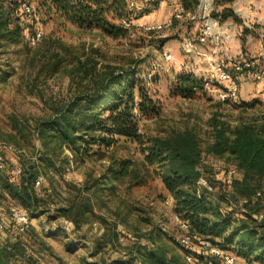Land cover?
<instances>
[{
  "label": "trees",
  "instance_id": "16d2710c",
  "mask_svg": "<svg viewBox=\"0 0 264 264\" xmlns=\"http://www.w3.org/2000/svg\"><path fill=\"white\" fill-rule=\"evenodd\" d=\"M145 1L147 3L141 6L143 9L159 7L163 2ZM219 1L220 4L233 2ZM24 2L32 4L31 13L24 10ZM129 3L130 0H0V52L19 44L27 28L31 29L43 19L49 20L53 16L81 28L99 29L109 36H126L131 27L124 25L122 20L131 17ZM184 4L195 10L199 0H184ZM234 15L232 8L228 7L222 19ZM25 16H30L32 22L27 24ZM135 19H141V14ZM178 21L173 18V24ZM37 29L41 27L37 26L30 34ZM248 31L246 29V33ZM167 39L159 40L160 49ZM85 55L86 58L76 56L77 62L71 73L82 72V78L89 79L86 85L89 91L76 94L68 103L57 108L51 117L38 121L39 145L35 153L31 154L25 148L0 138L1 144L10 143L22 150L14 153L21 162L20 174L15 172L16 167L8 168L6 165L0 168V174L6 175L3 179L0 177V205L3 212H9L7 209L13 206L9 205L6 210L3 206L7 193L16 200L17 207L36 214L46 204L45 197L38 193L45 182L40 187L36 186L39 175H44L46 181L50 171L66 170L72 160L84 162L96 154L103 158L106 156L103 149L109 151L123 137L148 143L143 149V159L112 155L109 165L101 174H90L83 183L70 185L68 196L60 200L58 215L72 221L76 228L94 222L104 224L105 230L97 242L101 249L109 242L120 244L122 234L118 232V223L109 222L96 208L108 207V200L116 198L120 190L130 192L132 188L146 184L151 175L150 167H156L154 171H159L162 177L174 215L188 225V228L183 227V237L192 240L194 249L185 246L183 237L179 242L161 231L154 234L156 236L151 242H143L141 237L134 238L127 258L118 257L109 261L103 258V264H138L139 260L142 264H201L206 259L223 264L221 256L211 254L204 246L206 240L218 244L227 252L235 251L244 259L243 264H264V220L261 222L252 214L253 205L264 203V110L254 117L239 119L234 124L217 116L213 118L214 138L208 150L216 156L234 161L242 176L231 182L233 188L245 206H253L246 216L237 217L232 210L223 212L214 202L213 189L198 184L202 175L211 179L203 170V150L193 129L174 130L164 136L144 139L140 131V114L152 116L161 112L160 101L153 98L149 85L150 81H156V75L150 78L149 74L144 73L145 68L151 69V64L146 63L144 58H135L123 68L111 67L99 71L97 58L87 52ZM61 61L58 60L54 67L59 68ZM176 81L175 91L185 97H193L205 87L203 79L190 71L178 72ZM242 87L241 80L244 103L240 106L257 105V97H251L253 100L250 101L251 98L243 94ZM18 124V129L22 131L24 126ZM7 221L6 231L17 238H22L31 224L25 232H19L12 219ZM14 243L17 244H11V241L5 243V258L9 264H15L12 260L15 251L24 247L22 241ZM189 253L196 256L194 263L187 260Z\"/></svg>",
  "mask_w": 264,
  "mask_h": 264
},
{
  "label": "rangeland",
  "instance_id": "374dc122",
  "mask_svg": "<svg viewBox=\"0 0 264 264\" xmlns=\"http://www.w3.org/2000/svg\"><path fill=\"white\" fill-rule=\"evenodd\" d=\"M134 1L135 6L130 8L131 18L135 19L140 13L139 21L142 23L165 22L174 16L175 0H163L161 7L145 9L141 8L147 3L145 0ZM228 7L235 14L226 19L231 22L229 30L232 37L229 39H233L228 41L229 50L236 54L241 51L264 61V0H233L225 4H220L218 0L217 8L221 16ZM47 19L31 29L27 28L19 44L0 52V138L25 148L31 154L35 153L39 145L38 121L51 117L57 108L68 103L76 94L89 91L86 87L89 79L82 78V72L71 73L77 62L76 56L86 58L87 52L91 57H96L99 71L111 67L123 68L135 58H144L146 63L151 64V69L145 68L144 73L149 74L150 78L156 75V81L149 83L151 95L161 105V112L157 115L140 114V131L144 139L164 136L174 130L193 129L200 139L202 167L211 179L214 202L223 212L232 210L237 217L246 216V212L254 206L253 216L261 222L264 220V203L247 207L233 188L231 182L242 176L234 161L216 156L208 150L214 138L213 118L217 116L234 124L239 119L254 117L264 110V94L260 92L261 95H257V105L248 107L221 103L209 84H205L204 89L193 97H185L175 91L178 72L204 68L207 64L194 54H188L183 47L184 39L198 33L197 26L189 18L156 32H146L141 26L131 27L126 36L119 37L109 36L96 28H81L58 16ZM25 20L27 24L32 22L30 16H25ZM37 26L41 27L43 37L37 45H31L28 36ZM246 29L250 31L246 33ZM164 38L168 39L160 49L159 40ZM170 52L172 57L169 59L167 54ZM60 59L59 68H55ZM241 80L242 86L249 92L258 88L257 82L248 73L243 74ZM18 123L24 126L22 131L18 129ZM147 144L121 137L109 151L103 149L102 152L106 153L103 158L96 154L84 162L72 160L66 170L50 171L44 185L38 189V193L45 197L46 204L36 214L30 213L32 222L26 233L22 234L24 237L41 236L42 239L40 242L35 239V246L28 242L31 247L23 243L25 248L21 246L15 251V264H56L57 260L50 258L54 252L59 253L67 264H103V258L107 261L127 258L134 238L141 237L143 242H151L156 236L154 234L161 231L180 242L185 232L174 215L170 195L159 171H154L156 167H150L151 175L146 184L134 187L130 192L120 190L116 198L108 200V207L96 208L109 222L118 223V232L122 234L120 244L109 242L101 249L97 242L105 230L104 224L94 222L76 228L72 221L58 215L57 208L68 196L71 184L83 183L90 174H101L109 165L112 155L142 160ZM0 152L6 158L8 168L21 165L19 157L6 150L1 143ZM5 176V173L0 174L2 179ZM9 205L17 206L18 203L6 193L5 210ZM2 236L0 231V246L7 241H11V244L22 241L16 235L11 236V240ZM41 249L45 250L46 255L38 254ZM228 253L236 257L237 264L244 263V259L235 251ZM138 264H141L140 260Z\"/></svg>",
  "mask_w": 264,
  "mask_h": 264
},
{
  "label": "built area",
  "instance_id": "2783aa9c",
  "mask_svg": "<svg viewBox=\"0 0 264 264\" xmlns=\"http://www.w3.org/2000/svg\"><path fill=\"white\" fill-rule=\"evenodd\" d=\"M218 0H199V4L195 10L187 8L184 0H175V11L173 18L189 20L197 26L198 33L183 40L182 44L188 54H194L198 59L207 61L204 68L197 67L188 69L190 72L201 77L205 84L212 85L211 87L216 92L219 100L229 102L236 105L243 104L241 95V77L248 73L252 79L256 81H264V61L257 57H251L248 54H243L239 51L237 54L229 50L228 41L232 37L229 27L231 22L223 20L217 8ZM23 8L27 13L32 12V4L23 3ZM135 6V1L130 0L129 10ZM258 8V7H257ZM173 18L165 22H146L142 23L139 20L131 17L123 18V24L132 26H141L147 32L162 31L173 26ZM43 37V31L37 29L30 34L29 41L31 45H37ZM204 56V58H202ZM172 53L167 54V58H171ZM197 71V72H196ZM6 150L18 154L22 150L16 148L10 143H3ZM7 165L6 158L0 152V168H5ZM15 172L20 174L22 167L17 166ZM45 182L44 175H39L36 181V186L40 187ZM198 184L212 190V184L209 178L202 175ZM12 219L19 232H25L28 225L32 222L30 211L17 206H11L9 213H4L0 205V231L6 230L8 219ZM182 227L188 228L186 222L176 216ZM3 237V236H2ZM4 238V237H3ZM182 242L186 247L194 249V243L189 237H183ZM204 246L213 255L221 256L223 264H237L236 257L230 255L226 250L218 244L212 243L210 240L204 242ZM187 260L194 263L196 256L192 253L187 254ZM201 264H216L212 259H206Z\"/></svg>",
  "mask_w": 264,
  "mask_h": 264
},
{
  "label": "crops",
  "instance_id": "0c3cea01",
  "mask_svg": "<svg viewBox=\"0 0 264 264\" xmlns=\"http://www.w3.org/2000/svg\"><path fill=\"white\" fill-rule=\"evenodd\" d=\"M163 5V3H161V5L159 6V7H161ZM256 81V80H255ZM257 82V84H258V88L256 89V91L255 90H253L254 92H249L248 90H245V88H244V86L242 87V92H243V94L245 95V96H247L248 98L250 97H257V95H261V93H262V95L264 94V81H256ZM261 92V93H260ZM259 93V94H258ZM2 234H3V237H5V238H9L10 240L11 239H13V238H11V235L8 233V231H6V230H4V231H2ZM38 235H42V233H39ZM14 239H16V238H14ZM37 241H41V239H42V237L40 236H35V235H27V236H22V241H24L23 243L25 244V245H28V246H30V244H28V242H30V243H33V244H31L32 246L34 245H36L37 244V242H36V240ZM26 241V242H25ZM8 242V241H7ZM31 247V246H30ZM36 249H39V248H36ZM42 250V251H41ZM40 250V252H38V254H40V255H46V252H45V250L43 251V249H41ZM50 258L51 259H54V261L55 260H57V262H56V264H67L64 260H62L63 258L61 257V255L59 254V253H57V252H54V253H52L51 255H50ZM12 260H13V262H14V257L12 258ZM27 264H30V263H27ZM142 264V263H141Z\"/></svg>",
  "mask_w": 264,
  "mask_h": 264
},
{
  "label": "water",
  "instance_id": "95a60500",
  "mask_svg": "<svg viewBox=\"0 0 264 264\" xmlns=\"http://www.w3.org/2000/svg\"><path fill=\"white\" fill-rule=\"evenodd\" d=\"M5 247H6L5 244L0 246V264H9L5 258Z\"/></svg>",
  "mask_w": 264,
  "mask_h": 264
}]
</instances>
